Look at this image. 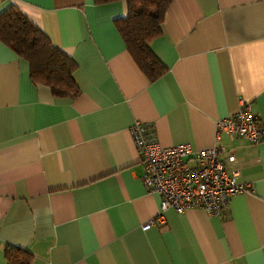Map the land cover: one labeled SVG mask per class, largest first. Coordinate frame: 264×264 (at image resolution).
Segmentation results:
<instances>
[{
	"label": "crops",
	"instance_id": "1",
	"mask_svg": "<svg viewBox=\"0 0 264 264\" xmlns=\"http://www.w3.org/2000/svg\"><path fill=\"white\" fill-rule=\"evenodd\" d=\"M9 3L74 60L78 92L33 83L0 40V264L6 244L30 264H264V139L214 134L239 100L264 122V0H170L148 41L164 66L152 79L116 29L123 0ZM134 121L159 145L233 152L252 190L232 194L223 217L167 208L141 229L158 195L139 178Z\"/></svg>",
	"mask_w": 264,
	"mask_h": 264
},
{
	"label": "built area",
	"instance_id": "2",
	"mask_svg": "<svg viewBox=\"0 0 264 264\" xmlns=\"http://www.w3.org/2000/svg\"><path fill=\"white\" fill-rule=\"evenodd\" d=\"M130 130L142 164L139 178L143 188L158 195L157 210L140 224L141 229L163 222L167 208L181 212L188 207H198L208 214L223 217L232 193L253 188L250 180L242 179L230 168L234 153L220 145L197 149L189 148L187 143L159 145L154 139L153 125L139 121H134ZM221 132L229 138L239 136L256 143L264 139V122L249 103L239 100L235 110L215 119V138Z\"/></svg>",
	"mask_w": 264,
	"mask_h": 264
},
{
	"label": "trees",
	"instance_id": "3",
	"mask_svg": "<svg viewBox=\"0 0 264 264\" xmlns=\"http://www.w3.org/2000/svg\"><path fill=\"white\" fill-rule=\"evenodd\" d=\"M97 3L111 0H93ZM125 13L114 18L125 48L140 71L152 79L163 70V64L148 47V41L160 33L164 9L170 0H123ZM0 40L11 47L28 65V76L40 83L55 97L71 98L78 88L72 77L74 60L62 49L51 44L46 35L16 6L9 3L0 8ZM5 264H30L31 253L6 244Z\"/></svg>",
	"mask_w": 264,
	"mask_h": 264
},
{
	"label": "bare ground",
	"instance_id": "4",
	"mask_svg": "<svg viewBox=\"0 0 264 264\" xmlns=\"http://www.w3.org/2000/svg\"><path fill=\"white\" fill-rule=\"evenodd\" d=\"M139 122L144 123V122H142V121H139ZM148 124H150V123H148ZM151 125H152V124H151ZM130 131H131V130H130ZM131 135H132V134H131ZM154 136H155V135H154ZM216 138H217V137H216ZM154 139H155V141H156V137H155ZM132 140H133V138H132ZM156 142H157V141H156ZM133 143H134V141H133ZM157 143H158V142H157ZM134 147H135V145H134ZM230 168L233 169V170H236V169L232 168L231 163H230ZM236 171H237V170H236ZM237 173H238V171H237ZM238 176H239V173H238ZM147 193H148V192H147ZM235 193H241V192H235ZM235 193H232V194H235ZM232 194H231V195H232ZM231 195H230V196H231ZM230 196H229V197H230ZM229 197H228V199H229ZM227 204H228V200H227ZM227 204H226V207H227ZM226 207H225V208H226ZM224 210H225V209H224ZM224 210H223V211H224ZM222 213H223V212H222ZM211 215H217V216H220V215H218V214H211ZM220 217H222V216H220Z\"/></svg>",
	"mask_w": 264,
	"mask_h": 264
}]
</instances>
